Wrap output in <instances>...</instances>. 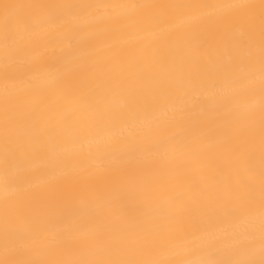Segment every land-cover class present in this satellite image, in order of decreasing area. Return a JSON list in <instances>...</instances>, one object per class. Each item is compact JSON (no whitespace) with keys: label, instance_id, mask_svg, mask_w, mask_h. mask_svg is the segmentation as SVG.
Returning a JSON list of instances; mask_svg holds the SVG:
<instances>
[{"label":"bare ground","instance_id":"6f19581e","mask_svg":"<svg viewBox=\"0 0 264 264\" xmlns=\"http://www.w3.org/2000/svg\"><path fill=\"white\" fill-rule=\"evenodd\" d=\"M0 264H264V0H0Z\"/></svg>","mask_w":264,"mask_h":264}]
</instances>
